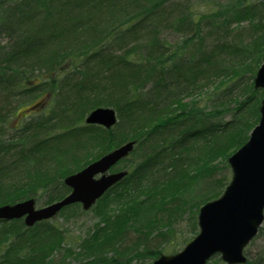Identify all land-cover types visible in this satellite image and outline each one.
I'll list each match as a JSON object with an SVG mask.
<instances>
[{
    "label": "trees",
    "instance_id": "16d2710c",
    "mask_svg": "<svg viewBox=\"0 0 264 264\" xmlns=\"http://www.w3.org/2000/svg\"><path fill=\"white\" fill-rule=\"evenodd\" d=\"M204 2L210 7L200 12L198 22L194 23L190 9L172 19L167 18L174 13L173 8H168L169 4L176 3L174 0H0V89L3 87L1 92L7 91L3 107L0 106L4 112H0L4 114V117L0 116V124L5 123L6 115L12 110V97L34 95L41 89L51 93L47 115L42 112L26 121L19 129L22 138L14 140L13 147L8 146L13 156L26 159L29 154L34 157L40 145H44L45 148L38 152H45L48 162L28 163L25 170L19 173V180L11 184L0 182V205L29 196H44L46 204L62 198L70 189L61 178L97 158L95 149L106 151L113 146L111 130L80 123L93 107L114 104L129 126L127 136L117 141L122 143L127 139H137L146 145V159L105 194L96 207L103 224L96 225L94 232L78 250L65 248L63 254L85 256L88 253L93 261L100 260L101 264L108 260L110 263L131 264L132 256L158 255L154 248L129 255L125 246L116 249V239L122 236L129 222L139 229L141 227L145 233L147 224L155 218L153 213L163 204V201L157 202L153 212L150 206L152 200H149L152 197L147 195L148 202L135 196L143 186L146 192L158 189H152L153 185L147 187L145 181L153 172L149 170L159 167L157 163L161 152L168 153V165L173 168L177 159L172 152L175 147L185 148L190 139L206 132L210 136L216 130V124L205 125L208 118H204L205 110L199 102H187L185 98L192 94L190 86L196 85L205 75L206 65L212 64L215 73H219V62H225L222 58L215 61L210 54L197 58L195 55L185 56L178 48H172L169 54L167 45L161 51L159 48L164 43L159 27L165 22L170 29L184 33L182 45L186 47L193 38L189 31L194 30L193 34L199 35V22L202 20L218 22L221 19L226 25L249 22L247 29L252 30L250 41L243 48L244 53H249V58L247 61L243 58L236 69H230L229 75L220 78L218 82L226 81L228 85L222 88L224 83L216 91L220 98L232 101L233 96L228 89L231 83L237 82L242 72L252 64L257 69L262 62L264 0ZM142 30L145 33L142 48L121 47L115 51L114 47L111 49L112 44L109 46L112 39L131 33L138 35L137 32ZM168 46L171 47L170 44ZM219 46L226 54L232 47L223 42ZM153 49H156L154 58L151 57ZM132 53L136 55L131 56ZM247 91L243 101L234 98L236 109L233 119L223 123L225 136L220 144L212 148V157L222 153L225 156L245 143L250 130L258 122V101L252 108H245L257 96L254 83ZM210 100L217 102L215 92L211 93ZM60 127L65 130L56 132ZM52 130L53 134L50 133ZM158 139L162 146L157 143ZM19 143L23 146L18 148ZM27 148L29 152L26 154L24 150ZM4 149H7L6 146ZM202 153L208 156L206 152ZM195 160L197 157H191L188 162L194 164ZM2 168L0 166V173ZM199 168L195 169L196 173L177 195L178 199H182L184 194H193L191 201L197 200V206L209 200L204 197L218 195L214 193L217 184L213 182L209 191L202 179L203 172H197ZM197 181L200 184L203 181L207 186V190L200 189L203 191L201 194L196 192L200 186ZM152 194L155 195L154 192ZM115 202L119 204L117 209H111V204ZM22 227L19 221L4 222L0 226V251H4L0 264H49L46 259L64 241V233L48 222L38 223L31 229ZM23 249L30 250V254L22 253ZM112 250L118 258L114 255L107 257L108 251ZM214 262L223 264L219 256L213 257L209 264ZM245 264H252V260Z\"/></svg>",
    "mask_w": 264,
    "mask_h": 264
},
{
    "label": "rangeland",
    "instance_id": "374dc122",
    "mask_svg": "<svg viewBox=\"0 0 264 264\" xmlns=\"http://www.w3.org/2000/svg\"><path fill=\"white\" fill-rule=\"evenodd\" d=\"M173 4H169L168 8H173V12L167 18L172 19L174 16H178L183 14L187 9H190L193 11V20L194 23L198 22V14L202 11H206L209 9V5L207 2H204V0H174ZM187 3H190L188 5ZM33 6V5H32ZM169 10V9H168ZM2 11V9H0ZM1 14V13H0ZM153 20V19H151ZM200 23V34L195 35L194 30L189 31L193 38L190 41V43L185 47L182 44L183 34L179 33L175 29H170L166 26L165 22L159 27V33L160 38L162 40L163 46L159 49L163 51L164 47L166 49L167 45V53L171 54L170 52L173 51L172 48L175 49H181L182 53L184 52L185 56L187 55H195V58L202 55L210 54L211 56L215 57V61L224 60V64L219 62V66H221V70L219 73H215L216 69L215 66L213 67L212 64L206 65L204 68L206 70L205 75H202L200 77L201 80L198 81L196 85L190 86L192 90V94L188 95L186 97V101H196L199 102L201 107L204 108V118H208L206 124H216L217 127L216 130L209 136V134L201 133L199 137L192 138L188 142V145H186L185 148H179L175 147L172 151L175 152V157H177L175 163V167L172 168L170 164L168 163L169 157L167 156L168 153L161 152L159 156V162L157 163L159 167H154L149 171H153L150 175V178H148L145 183L147 187L152 186L153 188H157L156 190L152 192H146L144 191L145 187L143 186L141 189H138L136 191V197L145 199L149 202V200H152L150 206L153 208V212L156 208L157 202L160 203L163 201V204L160 206L156 212H152L155 215V218L150 220V222L146 226L145 233L142 231L141 227L140 229L133 225L131 222L128 223L126 228L124 229L122 236L119 235L116 239V249L119 248V246H125L127 254L136 253L137 251L141 252L144 251L147 248H154L156 251L161 250V252H172L174 250H180L184 247V245L187 243V241L193 239L194 235L199 231V227L197 225V216L195 214V211L197 213V209L199 206L196 205V201H191V196L193 194H184V197L181 199L177 197L178 192L181 190V187L185 185L187 180L193 175L195 169L197 170V167H200L199 172H203L202 179L208 184L215 182L217 184V189L215 194L220 195L221 192L224 190L226 184L229 182V180L232 177L233 172L231 171L229 161H227V157L230 156L236 148H234V151L230 150L228 154L225 156L222 154L217 155L216 157H212L211 151L212 148L216 145L220 144L223 140V136H225L223 133V126L225 122H228L233 119V114L236 109V101L234 100L235 97H237L240 101H243L247 97V90L250 87V85L253 83V77L254 73H256L255 69L256 66L252 64V66L249 67V69H245L242 73L243 75L237 79V82L231 83V86L228 87L230 89V93H232L233 100L230 101L228 98H220L216 93L220 89V86L222 88L227 87L228 85L225 82H218L220 78H225L227 75H229L230 69H236L237 65L241 63V60L243 58L246 59V61L249 58V53H244L243 48L245 46H248L249 39L251 36L252 30L247 29L249 28V22L244 21L242 23H234L232 25H226L222 22L221 19L218 20H202ZM44 27L51 29V27H48L46 25H43ZM184 32V31H183ZM138 35H134L131 33L129 36H121L117 39H112L110 41L109 46L112 44V48L114 47L115 51H117L119 48H131V46H135V48H142V44L145 41V33L142 31L137 32ZM227 43L230 44L232 47L230 50H227L228 54L223 52L220 49L221 43ZM170 44L171 47L168 45ZM224 48H227L226 46ZM144 49V48H143ZM148 50V49H147ZM179 50V52L181 51ZM112 53V50H110ZM145 51V50H144ZM116 53V52H115ZM154 53V54H153ZM153 53H151V57L154 58L156 55V49H153ZM136 55V53H132L131 56ZM224 56L226 58H224ZM220 58V59H219ZM244 61V62H246ZM262 61V57H261ZM262 63V62H261ZM69 67V64H67ZM40 69V68H38ZM43 72L45 71L44 68L41 69ZM68 82V81H65ZM67 87L64 89L66 90ZM3 90V87L0 89V91ZM7 91L0 92V106L3 107V100L4 97L7 95ZM217 97V102H214L210 100L211 93H214ZM190 93V91H189ZM257 96L253 101H250L247 106L245 107L247 110L253 107L254 102H257L258 109L260 100L263 97V90L257 89L256 92ZM46 98V99H45ZM51 98V95L48 94L47 90L42 91L37 90L35 91L34 95H25V96H14L12 97V103L14 105L13 109L9 114H7V119L5 123L0 124V135H1V147H0V166L3 167L1 170H3L0 173V182H10V181H17L19 178H21V173L25 168L27 167L28 163L31 164H39L42 162H48V159L44 154H42L41 151L45 148L44 145H40V149L36 150L34 153V157H32L30 154L28 155L27 162L25 161V158L21 156L15 155L14 157L17 159L16 162H12V158H5L7 156V152L10 151V148L13 146V141L20 137L19 129L21 128V119L20 117L23 116L22 114H25V109L32 107L34 103L41 104L40 101H49ZM48 99V100H47ZM104 105V104H101ZM100 105V106H101ZM105 106L114 107L117 111V124L113 127L111 132L113 133V146L110 148H114L115 146L121 144L117 140L122 139L123 137L127 136V130L129 129L128 123L125 120V116L121 117L120 112L117 110L116 106L114 104L109 105L105 104ZM34 112L32 116L36 115L38 116L40 113L43 112V114L46 116L49 107L45 108V106H38L35 107ZM42 111V112H41ZM0 112L4 113L3 110L0 108ZM28 112V110H26ZM244 112V109L242 113ZM210 113V114H209ZM4 114H0L1 118L4 117ZM86 115V114H85ZM84 115V117H85ZM71 116L73 114L71 113ZM250 116V114H249ZM83 117V118H84ZM192 124L193 122L190 121ZM80 123L86 124L84 122V119ZM8 126H7V125ZM10 126L12 128H10ZM194 126L192 125V128ZM15 129V130H12ZM61 130H65L64 128H59V132ZM54 130L50 131V133H54ZM12 133H15L13 136H9ZM209 136V137H208ZM156 138V137H155ZM159 139L157 140L158 143ZM139 144L136 146V150L131 153L129 157L126 159L120 161L113 169L115 170H128L129 173L133 170L135 166H137L140 162L144 161L146 159L144 149L146 148V145H144L141 142H138ZM156 143V144H157ZM161 146V142H159ZM6 146L7 149H4ZM9 146V147H10ZM18 148L23 146L22 143H19ZM105 149L102 151H99L95 149L94 155L96 157L100 156ZM27 154V150H24ZM206 152L208 156L204 155L202 152ZM232 151V152H231ZM21 154V153H20ZM2 157V158H1ZM191 157H197V160H195L194 164H189V160ZM207 160V161H205ZM207 162V163H206ZM209 162V163H208ZM170 169H178L177 170V176L173 181L161 183V181L168 179L169 177H166L167 174L164 173L163 170H170ZM185 169H189V172H186L185 177L182 176L183 172L186 171ZM73 172V171H72ZM63 178V177H62ZM61 178V179H62ZM190 183V182H189ZM198 184L199 181H197ZM206 183L203 181L201 182L200 186L197 188L196 192H200V194L207 190ZM206 186V188H205ZM212 185L208 189L211 190ZM204 188V189H203ZM200 189H203V191H200ZM155 193L153 195L152 193ZM210 193V192H209ZM197 194V193H194ZM149 195L152 197L149 199L147 197ZM216 195V196H218ZM215 195L212 197H216ZM166 197V198H165ZM208 196L207 198L204 197V199H213ZM149 199V200H148ZM184 199H187L184 201ZM37 200V206H43L46 204V199L44 196H40L39 198H36ZM154 202V203H153ZM153 203V204H152ZM101 204L97 203L95 207L93 206L90 209L83 210L81 208V205L74 206L73 208H68L63 210V213L58 214L57 216L53 217L51 220H49L50 223H55L58 227V230L61 233H64V242L60 243L57 250L53 251V257H55L60 264H101L99 261H93L92 256H90L88 253L85 256L82 255H65L63 254L65 248H74L75 250H78L81 246V244L84 245V241L94 232L93 230L96 228V225L100 223L102 225V216L98 213L99 211L96 209V207ZM111 209H117L116 207L119 205L113 203L111 204ZM160 219V220H158ZM162 219H165L162 221ZM161 222H165L164 225L161 224ZM164 232V234H162ZM142 233V235H141ZM162 234V235H161ZM147 238L145 241L142 239ZM249 247L246 249L247 257H249V260H252V264H264V223L260 230V232L257 234V236L249 243ZM60 247V248H59ZM4 252V251H3ZM83 252V249H82ZM116 253V252H115ZM114 253V251H108L106 254L107 257L114 255L118 258V256ZM130 260L131 264H151L152 260L154 258V255H143L137 256L134 258V256L131 257ZM102 264H120V263H110V261H102ZM214 264H220L219 262H214ZM223 264H225L223 262Z\"/></svg>",
    "mask_w": 264,
    "mask_h": 264
},
{
    "label": "water",
    "instance_id": "95a60500",
    "mask_svg": "<svg viewBox=\"0 0 264 264\" xmlns=\"http://www.w3.org/2000/svg\"><path fill=\"white\" fill-rule=\"evenodd\" d=\"M254 83L257 88H264V53L263 64L257 70ZM260 105L259 123L245 144L228 158L233 171L231 183L223 196L207 202L200 210V233L183 251L173 255L163 254L153 264H207L208 258L217 252L230 264L247 260L244 248L264 219V98ZM115 121L116 111L108 107L96 108L86 118L88 123H100L107 127L113 126ZM135 144V141H128L81 171L67 176L65 182L73 192L61 201L36 209L34 199L29 198L0 206V217L8 219L27 215L25 222L30 225L52 217L62 206L76 201L82 202L85 208L90 207L111 185L125 176L124 171L115 174L105 172L128 155ZM98 173H102V177L95 178Z\"/></svg>",
    "mask_w": 264,
    "mask_h": 264
}]
</instances>
